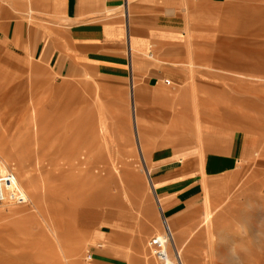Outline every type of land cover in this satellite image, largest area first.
Returning <instances> with one entry per match:
<instances>
[{
  "label": "rangeland",
  "instance_id": "1",
  "mask_svg": "<svg viewBox=\"0 0 264 264\" xmlns=\"http://www.w3.org/2000/svg\"><path fill=\"white\" fill-rule=\"evenodd\" d=\"M13 10L8 4L6 20L2 19L8 29L21 18L40 29L50 23L31 14L16 16ZM5 35L0 32V153L11 160L8 173L19 168L37 184L36 195L45 214L31 203V193H27L28 203L0 204V264H96L99 244L109 250L103 258L109 264H159L150 241L165 229L145 174L146 163L156 185L157 179L151 161H145L140 151L129 80L121 99L127 113L118 109L116 86L92 78L58 79L31 47L17 48ZM178 87L175 82L165 86L168 90ZM176 105L174 109L179 110ZM198 116L203 132L198 138L194 129V142L205 148L208 138L214 140V130L203 122V113ZM162 119L145 122L151 141H166L163 134L170 122ZM222 139L233 140L228 135L218 138ZM153 146L170 150V144ZM235 164L236 175L227 178L231 171L222 168L217 172L222 178L218 183L213 181L216 176L207 174V166L204 173L199 166L201 175L184 178L188 180L184 186H190L187 195H197L176 214L190 213L177 224V231L181 252L188 253L192 264H218L217 257L239 240L238 246L248 252L246 264H264V160ZM20 185L23 188L22 180ZM156 192L164 205L163 196ZM206 203L212 212L209 220ZM240 217L248 231L241 227ZM149 224L159 229L149 230ZM258 225L261 238L252 237ZM111 234L118 235L115 239L122 249L110 250Z\"/></svg>",
  "mask_w": 264,
  "mask_h": 264
},
{
  "label": "crops",
  "instance_id": "2",
  "mask_svg": "<svg viewBox=\"0 0 264 264\" xmlns=\"http://www.w3.org/2000/svg\"><path fill=\"white\" fill-rule=\"evenodd\" d=\"M8 4L16 16L50 23L40 29L21 18L8 29L2 21ZM56 21L61 23L54 26ZM0 32L17 48L31 47L58 79L92 78L116 86L118 109L127 113L121 99L129 80L138 143L140 150L142 144L149 147L145 160L164 198L165 207L158 201L161 217L172 231L189 217L176 214L196 198L187 195L184 178L201 175L199 166L203 173L207 166L218 183L222 168L232 179L235 162L264 160V0H0ZM167 79L179 87L166 89ZM199 113L214 130L205 148L194 142ZM159 116L170 122L165 142L151 141L146 133L145 122ZM224 135L233 140L219 141ZM152 144H170V150ZM117 236L108 239L110 250L122 249ZM98 247L96 264H109L103 259L109 250Z\"/></svg>",
  "mask_w": 264,
  "mask_h": 264
},
{
  "label": "bare ground",
  "instance_id": "3",
  "mask_svg": "<svg viewBox=\"0 0 264 264\" xmlns=\"http://www.w3.org/2000/svg\"><path fill=\"white\" fill-rule=\"evenodd\" d=\"M238 98V97H237ZM240 101V100H239ZM236 102V101H235ZM245 105V104H244ZM230 106V105H229ZM228 106V107H229ZM237 107V106H236ZM238 108V107H237ZM240 109V108H239ZM234 110V109H233ZM237 111V110H236ZM241 112V111H240ZM243 112V111H242ZM240 117V116H238ZM133 119L136 123V118L134 117V113H133ZM177 119V118H176ZM133 121V120H132ZM135 125V124H134ZM197 129V134H198V138L200 137V135L202 134L203 132V129L201 128V125L198 124V127L196 128ZM231 131H236V130H232ZM101 141V140H100ZM142 155L145 154V156L143 157V159H147L146 158V155H147V148L145 147V145L142 144V149L140 150ZM2 153H0L1 155ZM0 178L3 177V179L5 180L6 178L8 179L7 182L5 181H2V185L5 186V187H8L9 189H12L13 187L15 188H18L20 190V192H22L26 197H27V193H31V195L34 197V199L32 200L31 203H33V205L35 206V208L37 209V211L39 213L42 214V216L45 214L43 211H42V208H40V204L38 202V200L40 201L39 198H37V195H36V189L38 186H36L37 184L35 182L32 181V179L29 177V175H25L23 174L22 170H17V172H14L13 170L10 171V173H8L9 169H11V160L9 158H6L5 156H0ZM18 157V156H17ZM146 161V160H145ZM241 163V162H240ZM147 164V163H146ZM145 164V174L147 176V179H148V182H149V187L150 189L152 190V192H154L155 196L157 195V199L159 201V203H161L159 197H158V194L156 192V189H155V184H154V181H153V178L151 176V166L150 165H147L146 166ZM29 174V173H28ZM2 179V180H3ZM10 180V181H9ZM21 180L23 181V188L20 186V183H21ZM56 188V187H55ZM59 189H56V191H58ZM218 197V196H217ZM28 199V198H27ZM5 203H13L9 200H5L3 201L2 203L0 204H5ZM28 203V202H27ZM39 204V206L37 205ZM205 215H206V218L207 220L210 219L211 215H212V212H210L209 210V205L208 203H206V209H205ZM37 212V213H38ZM17 215V214H16ZM161 220H162V223H163V226H164V229H165V232L162 234L161 232L159 234H157L156 237H161L163 239H166L167 240V244H166V248L168 250V254H169V260H170V263L171 264H192V261L191 259L188 257V253L185 255H183L181 252V249H180V246L181 245V237L180 235L178 234V232H174L170 229V227L168 226V223L166 222L164 216L161 217ZM48 221H46L47 223ZM37 224V223H35ZM48 224V223H47ZM50 225V224H49ZM31 226V225H30ZM46 226V225H45ZM168 226V227H167ZM48 227V225H47ZM51 227V226H50ZM26 229V228H25ZM53 229V228H52ZM156 231L159 229L158 226L157 228H155ZM54 230V229H53ZM173 247V249L175 250V254H174V250L172 251L171 250V247ZM75 248V247H74ZM170 248V249H169ZM185 250V249H183ZM188 250V248L186 249ZM185 250V251H186ZM184 251V252H185ZM187 252V251H186ZM173 255V257H172ZM196 263V262H195ZM194 264V263H193Z\"/></svg>",
  "mask_w": 264,
  "mask_h": 264
},
{
  "label": "built area",
  "instance_id": "4",
  "mask_svg": "<svg viewBox=\"0 0 264 264\" xmlns=\"http://www.w3.org/2000/svg\"><path fill=\"white\" fill-rule=\"evenodd\" d=\"M166 83L170 85L172 81L167 79ZM2 179L3 177L0 178V203H2L5 200H9L17 204H24L27 202V197L22 192H20L18 188H15L16 186L13 187L12 189L3 186L2 181L7 182L8 179L7 178L5 180ZM166 244H167V240L161 237H154L150 241L151 253L157 259L159 264H171L169 260V254L166 248ZM89 257L92 258V254H90Z\"/></svg>",
  "mask_w": 264,
  "mask_h": 264
},
{
  "label": "clouds",
  "instance_id": "5",
  "mask_svg": "<svg viewBox=\"0 0 264 264\" xmlns=\"http://www.w3.org/2000/svg\"><path fill=\"white\" fill-rule=\"evenodd\" d=\"M262 221H264V220H262ZM239 223H240L241 227H244L248 231L247 223L245 222V220L242 217H240ZM233 229H234V226H233ZM236 232L239 233L238 231H236ZM252 237L261 238L259 225H258V230H257L256 234ZM239 242H240V240L238 242H234V243L230 244L229 247L227 248L225 254L221 257H217L218 258V264H246L248 252H246L245 249L238 246Z\"/></svg>",
  "mask_w": 264,
  "mask_h": 264
}]
</instances>
